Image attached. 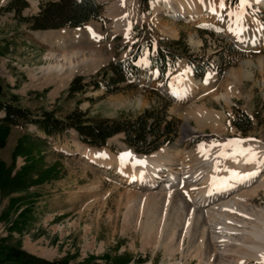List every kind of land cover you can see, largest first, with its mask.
Here are the masks:
<instances>
[{
  "label": "rangeland",
  "instance_id": "1",
  "mask_svg": "<svg viewBox=\"0 0 264 264\" xmlns=\"http://www.w3.org/2000/svg\"><path fill=\"white\" fill-rule=\"evenodd\" d=\"M46 1L28 0L30 6L23 15L26 17L36 15L40 10V4ZM97 1L104 8V19L102 22L89 23L85 29L92 27V31L71 28L33 31L27 24L16 19L13 13L0 11L1 89L9 96L18 95L24 107L35 112L43 109L56 110L62 117L77 105L87 112L89 117L130 119H134L147 109L168 106L169 119L180 121L179 131L177 138L159 151L171 149L182 152L180 162L188 159L186 164H191L202 173L209 169L204 163L207 160L197 156V149L201 147L211 149L219 144L237 140L246 145L264 147V42L255 52L248 50L243 53L237 48L232 50L230 48L232 40L227 34L229 31L226 26L227 18L221 14L208 15L205 11L206 7L212 6H205L204 2L211 0L193 1L194 6L202 14L200 18L190 17L187 9L184 10L186 14H183L176 3L173 5L174 15L167 11L155 14L152 6L150 12L145 13L140 0H128L131 3L129 7L122 4L123 10H126L125 17L129 19L134 12L135 15L128 21V25L126 24L124 32L120 30L127 23L126 18L122 13L113 18L111 8L119 0ZM164 1L167 0L155 2ZM7 4L8 0H0L1 7ZM248 5L245 8L251 14L258 15L264 28V6L254 0H248ZM229 7L242 8L240 1L238 6ZM114 19L117 23L120 22L121 28L118 30L115 29ZM134 26L139 27L137 32ZM61 33L70 34L66 38H59L63 39L62 42H54L50 37ZM180 38L189 46L192 53L209 61L212 70L217 71V73L211 71L207 77L209 80L203 83L194 80L197 84L191 91L194 97L188 101L180 100L173 94L178 87L176 81L179 77L185 81L193 79L184 59L172 70V79L168 86L159 80L157 71L148 70L150 57L154 55L156 48L162 45L159 43L160 39ZM81 40L85 43L82 52L80 48L63 52V49L52 47L49 43L64 44L70 50V47L78 46ZM135 42L141 46L145 44L151 46L138 61L142 77L134 79L132 86L114 95L104 96V91H89L73 99L66 97L67 89L74 77L93 75L111 62L126 58L133 49H136L133 46ZM52 54L58 57L57 59L72 55L73 62L78 64L77 69L81 65L80 70L74 72L72 78L68 77L71 78L69 81L58 82L55 78L49 80L47 74L53 71H48L47 67L55 61H50L47 56ZM219 72H222V75H219ZM51 74L55 77V73ZM231 82L237 83L235 87L239 88L236 89V95L229 93L225 88V85ZM221 96L225 99H221ZM201 108L216 114L221 126L213 129L211 125L206 126L205 122L199 125L192 116ZM239 113L248 115L252 120V129L247 133L240 131L234 124ZM27 132L34 135L37 130L33 126L26 129L15 127L10 130L5 147L0 149V160L10 165L17 147L21 145L15 171L26 163L37 162L36 172L31 174V178L37 179L45 172H48L46 174L48 177L46 182L32 186L25 192L4 196L0 189V236H7L10 224L28 206L32 212L29 215L27 229L22 235L14 233L13 237L15 241H21L23 248L35 256L50 261L68 256L69 264H114L120 257L128 258V264H199L198 259L194 257L196 255L194 251L188 250V243L184 245V252H177L172 259L167 257V251L163 247L156 246L160 231L158 226L161 227L160 217L164 212L162 202L169 193L166 191L169 189L165 190V186L170 185L167 174L157 180L151 193L157 195V198L150 200L143 195L140 187H136V178L129 179L127 176L119 175L120 168L131 170L129 164L120 167L114 161L111 165L101 166L88 161L80 153V149L90 150L93 147L83 144L75 131L70 130L46 142H38L33 137L20 142V138ZM198 140L200 142L196 143ZM94 149L101 155L111 153L117 160H122L128 153L136 154L124 142L122 134L109 139L105 147ZM182 176H179L170 192L180 204L189 202L192 207L190 204L192 195L183 191L185 184L181 181L184 179ZM11 199L20 201L13 206ZM252 201L254 205L262 206L264 193L260 192ZM177 210H180L178 206L171 211ZM173 218L174 216L169 220L175 225L177 222ZM152 227L155 228L154 234L147 236ZM177 231L178 239L182 227L177 228ZM200 232L198 226L195 232L198 235L195 234V239L199 237ZM228 261L232 263L231 260L227 259L226 262ZM246 264L264 263L252 260Z\"/></svg>",
  "mask_w": 264,
  "mask_h": 264
},
{
  "label": "trees",
  "instance_id": "2",
  "mask_svg": "<svg viewBox=\"0 0 264 264\" xmlns=\"http://www.w3.org/2000/svg\"><path fill=\"white\" fill-rule=\"evenodd\" d=\"M154 0H140L141 8L145 13L150 12V3ZM240 0H229L235 5ZM28 0H8L0 11L13 13L20 22L28 25L33 31L59 30L63 28H84L91 21H102L104 8L97 0H47L40 4L36 15L24 16L23 12L29 8ZM139 29L134 26L135 32ZM139 36V32L137 33ZM153 56L150 57L149 70H158V78L164 84L170 81V73L178 60L185 59L196 79H205L210 70V62L190 51L183 41L160 39ZM136 49L124 59L111 62L98 72L90 76H76L66 92V97L73 99L89 91H104L105 95H114L132 86L133 79L142 77L138 61L149 44L141 46L133 43ZM230 48L234 50V45ZM222 75V72H219ZM146 76H149L147 72ZM127 84L126 87L123 85ZM18 95H8L0 90V149L4 148L10 130L15 127L26 129L34 126L37 133H25L20 142L29 137L36 138L38 142H46L52 137L63 135L70 130L78 134L79 140L93 148L105 147L107 141L117 135H124V142L138 154L151 155L164 146L172 143L178 136L180 121L169 119L166 107L161 109H147L134 119L89 117L88 113L77 107L66 114L59 116L56 110H40L35 112L20 103ZM80 104V103H78ZM236 127L243 133L252 129V120L246 114H238L234 120ZM200 141H196L199 143ZM19 145L14 153L10 165L0 160V189L2 194H15L27 191L32 186H38L47 180V173H41L37 179L31 178L36 172L37 162L25 164L16 170V158L19 155ZM27 153V152H26ZM20 199H11L13 206ZM32 210L27 206L20 212L17 219L8 227L7 236H0V264H69L70 257L50 261L35 256L23 248L21 241H15L13 234L22 235L30 222L29 215ZM129 259L120 257L114 264H128Z\"/></svg>",
  "mask_w": 264,
  "mask_h": 264
},
{
  "label": "bare ground",
  "instance_id": "3",
  "mask_svg": "<svg viewBox=\"0 0 264 264\" xmlns=\"http://www.w3.org/2000/svg\"><path fill=\"white\" fill-rule=\"evenodd\" d=\"M193 1H154L151 6L155 14L167 11L174 15L175 8L173 5L176 3L183 14H186L187 11L190 12L188 13L190 17L200 18L201 13L194 6ZM254 1L264 6V0ZM122 4L126 7L131 5L128 0L120 3L121 6ZM185 9L187 10L184 11ZM206 10L208 15H215L216 13L212 7H206ZM125 11L123 10V12ZM114 21L117 20L114 19ZM119 23L116 22L115 29L117 30L121 28ZM68 34L70 33L53 34L54 37H50L54 39V42H62L63 39L59 38H66ZM71 56H63L61 59H57L58 57L54 54L47 56L50 61H55V63L49 64L47 70L60 74L67 73L68 77H71L78 67ZM176 84L178 87L174 94L178 99L188 101L194 97L191 92L197 85L194 79L185 81L184 78L179 77ZM221 99H225V97L221 96ZM192 117L199 122V125L205 122L206 126L211 125L213 129L221 126L219 125L221 121L216 114L202 108L198 109ZM227 144L222 143L211 149L206 146L197 149L198 158L207 160L204 163L207 164L206 167L209 170L205 173L198 171L191 164H186L188 159L181 163L180 158L183 153L178 152V150L166 149L148 156L128 153L122 160H117L111 153L98 154L94 151L97 149L94 148H90V150L80 149V153L88 161L96 162L101 166L111 165L114 161L120 167H126L129 164L131 170L120 168L119 175L127 176L129 179L136 178V187H140L143 195L150 200L157 198V195H151L157 180L162 175L167 174L170 185L165 186V190L169 189L166 190L169 193L166 194V198L162 202L164 212L161 213L160 217L161 227L158 226L160 231L156 246L163 247L167 251L166 255L169 259H172L177 252H184V245L188 243V250L194 251L196 254L194 257L198 259L199 264H203V262L204 264H246L252 260L264 263V204L256 206L252 201L259 196L260 192L264 193V147L242 143L241 148L252 149L257 154L254 162H246L243 156L235 155L233 158L234 149L226 147ZM180 175H183L184 179L181 181L187 187L184 186L183 191L192 195L190 203L192 207H190L189 202L184 205L180 204L170 192L171 188L175 187ZM147 202L149 203V201ZM177 206L179 211H171L172 209L175 210ZM172 216L177 222L175 225L169 220ZM200 221H202L201 224ZM198 226H200L201 232L199 237L195 239ZM179 227H182V231L180 238L177 239V228ZM154 231L155 228L152 227L147 236L153 235ZM227 259L231 260L232 263L226 262Z\"/></svg>",
  "mask_w": 264,
  "mask_h": 264
},
{
  "label": "crops",
  "instance_id": "4",
  "mask_svg": "<svg viewBox=\"0 0 264 264\" xmlns=\"http://www.w3.org/2000/svg\"><path fill=\"white\" fill-rule=\"evenodd\" d=\"M120 2H121V0H119L114 7H111L112 8V11H113L112 12L113 13V18H114V16L115 17H118V15L121 14V13L125 17V14L123 12V7L120 5ZM221 2H223V5H224L223 7L220 6L221 5ZM135 4H136V2H135ZM204 5L205 6L207 5V6L214 7L217 10V14H219V15L221 14V16L227 18L228 24H226V26H227V28L229 30L228 33L231 34L234 39H238L242 43H249V42H251V43H254V44H256L257 41L261 39V37H262V23H261V21L259 19H257L256 17H254L252 14L247 13L246 10L240 11V10H238L236 8L229 7L227 0H211V1H205L204 2ZM135 10H136V7H135ZM134 15H135V12L133 13V16L130 17L129 19H127V17H125L126 20H127V23H125V26L123 27V29L120 30L121 32L126 31V27L128 25V21L130 19H132L134 17ZM124 17H122V20H123ZM122 20H120V21H122ZM88 30L89 31H92L93 28L92 27H89L87 29V31ZM120 31H118V32H120ZM87 40H88V42H90L89 39H87ZM49 43L51 44L52 47H56V48L58 47L60 49H63V52L71 51L73 48H75V49L80 48V50L82 52V46L85 44L81 40V43H79L78 46H72V47H70L71 49L68 50L69 47H67V45H64V44H56V43H53V42H49ZM84 64H86V63H84ZM80 68H81V65L75 71V73H77L80 70ZM51 73H53V75L55 73V77L54 76H51L52 75ZM73 75L71 76V78L73 77ZM47 77H49V80H51V81L53 80V78H55L58 82L59 81L61 82V80H62V82L66 81V80L67 81L71 80V78L68 79L67 73L60 74V73H57L55 71L49 72L47 74ZM47 77L44 78V80H46ZM50 77H52V78H50ZM236 84L237 83H234V82L227 83L225 85V88H226V90L229 93H232L233 95H236L237 94L236 91L239 89V88L237 89L235 87Z\"/></svg>",
  "mask_w": 264,
  "mask_h": 264
},
{
  "label": "snow or ice",
  "instance_id": "5",
  "mask_svg": "<svg viewBox=\"0 0 264 264\" xmlns=\"http://www.w3.org/2000/svg\"><path fill=\"white\" fill-rule=\"evenodd\" d=\"M241 2V6L242 7H246V6H249L248 5V0H240ZM221 7H223V2H221ZM241 144L242 142L237 140V141H230L226 147L228 148H233L234 149V156L233 158L235 157V155H239V156H243L245 158V161L246 162H254V159L256 158L257 154L252 150V149H243L241 148ZM221 147H225V146H221ZM226 158H228L226 156ZM239 162V161H237Z\"/></svg>",
  "mask_w": 264,
  "mask_h": 264
},
{
  "label": "water",
  "instance_id": "6",
  "mask_svg": "<svg viewBox=\"0 0 264 264\" xmlns=\"http://www.w3.org/2000/svg\"><path fill=\"white\" fill-rule=\"evenodd\" d=\"M0 90H1V87H0Z\"/></svg>",
  "mask_w": 264,
  "mask_h": 264
}]
</instances>
